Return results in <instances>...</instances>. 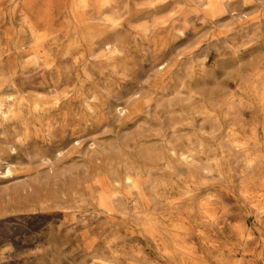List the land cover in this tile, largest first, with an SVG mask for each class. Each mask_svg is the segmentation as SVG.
<instances>
[{
    "label": "rangeland",
    "instance_id": "1",
    "mask_svg": "<svg viewBox=\"0 0 264 264\" xmlns=\"http://www.w3.org/2000/svg\"><path fill=\"white\" fill-rule=\"evenodd\" d=\"M43 66L91 108L58 155L0 133V264H264V0H0V94Z\"/></svg>",
    "mask_w": 264,
    "mask_h": 264
},
{
    "label": "bare ground",
    "instance_id": "2",
    "mask_svg": "<svg viewBox=\"0 0 264 264\" xmlns=\"http://www.w3.org/2000/svg\"><path fill=\"white\" fill-rule=\"evenodd\" d=\"M97 1L100 6L113 5L118 0ZM108 22L110 29H113L114 26L118 24L116 19H109ZM100 39H103L102 43L104 45L110 46L112 43L110 39L106 41L104 37H100ZM41 73L43 81H40L41 83L34 86L35 91L29 95L24 96L17 94L19 90L16 92L15 88L0 94V133L3 134L4 140L8 138V135H11L16 137L18 141H21L24 135L28 133L26 128L33 130L35 134L44 133L49 138V141H51L52 154L58 155L63 152L68 144L78 140V133L85 128V122L87 120L86 115L89 114L88 109L91 108V105L86 101V95L83 94L84 99L81 101L83 104H81V107L75 109L73 106H65V99H63L64 96L62 92L66 93V91L60 85L53 82L52 70L43 66V68H41ZM71 97L80 98V95L76 94ZM68 101H71V99L69 98ZM68 101L66 104L71 103ZM120 109H122L121 106L118 107L119 111ZM236 145L246 150L247 142L244 140L238 141ZM171 150L173 154L178 156L180 162L186 165L188 164L194 171L197 170L195 161L188 159L190 155L189 150L181 149L178 152L172 148ZM245 156L248 163L254 161V158L247 152ZM40 157L45 161L50 159L49 155L45 154H42ZM1 164H3L6 173L11 172V161L9 159L0 157V165ZM148 169L150 170V168ZM139 178V173L137 174L135 171L125 169L121 174L115 175L114 178L109 179L110 184L108 188L105 186L103 180H98L97 184L102 191L99 197V204L106 211L110 210V204L119 198L121 183L124 184V188L128 193L138 192L141 188ZM157 184L159 183L155 181L152 182L148 190L154 193ZM242 193L248 194L247 189H243ZM202 213L209 218H213L214 216L213 211L207 207L202 208ZM180 248L187 249L184 245H180Z\"/></svg>",
    "mask_w": 264,
    "mask_h": 264
}]
</instances>
